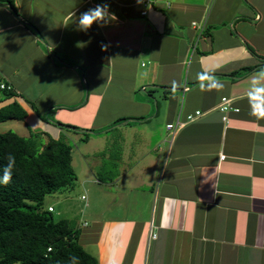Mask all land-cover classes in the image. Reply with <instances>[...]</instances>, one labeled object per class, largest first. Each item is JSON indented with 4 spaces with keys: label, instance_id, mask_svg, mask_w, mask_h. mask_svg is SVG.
I'll list each match as a JSON object with an SVG mask.
<instances>
[{
    "label": "crops",
    "instance_id": "1",
    "mask_svg": "<svg viewBox=\"0 0 264 264\" xmlns=\"http://www.w3.org/2000/svg\"><path fill=\"white\" fill-rule=\"evenodd\" d=\"M11 1L0 108L26 115L0 122L75 146L78 195L54 200L98 264H264V118L248 96L264 72V0ZM105 3L115 18L81 31L80 14ZM196 111L171 139L166 125Z\"/></svg>",
    "mask_w": 264,
    "mask_h": 264
},
{
    "label": "trees",
    "instance_id": "2",
    "mask_svg": "<svg viewBox=\"0 0 264 264\" xmlns=\"http://www.w3.org/2000/svg\"><path fill=\"white\" fill-rule=\"evenodd\" d=\"M9 3L16 13L11 0ZM11 105L0 108V121L25 117L23 110L14 114L16 106ZM50 111L35 109L43 120H49ZM52 123L75 130L58 121ZM71 151L62 138L44 142L41 132L28 136L12 130L0 132V178L9 153L15 156L11 183L0 184V264H75L72 257L77 264H98L97 257L79 243L75 221L56 219L53 207L51 211L43 208L47 195L62 192L76 180Z\"/></svg>",
    "mask_w": 264,
    "mask_h": 264
},
{
    "label": "clouds",
    "instance_id": "3",
    "mask_svg": "<svg viewBox=\"0 0 264 264\" xmlns=\"http://www.w3.org/2000/svg\"><path fill=\"white\" fill-rule=\"evenodd\" d=\"M109 5L105 4H97L94 8H90L87 11L83 12L79 16V29L81 31H88L94 22L105 20V17H113L114 14L108 11ZM108 21L105 20V24ZM101 27L104 24L99 25ZM102 47H107V45H102ZM264 79V72L259 74V77L254 78L252 81V90L248 93L250 101H252V112L259 118H264V86L255 87V85L259 84V80ZM7 165L3 169V176L0 178V184L8 185L12 181L13 168L15 165V156L9 153L7 157ZM72 262L77 264V258L72 257Z\"/></svg>",
    "mask_w": 264,
    "mask_h": 264
},
{
    "label": "rangeland",
    "instance_id": "4",
    "mask_svg": "<svg viewBox=\"0 0 264 264\" xmlns=\"http://www.w3.org/2000/svg\"><path fill=\"white\" fill-rule=\"evenodd\" d=\"M0 93L3 94V92H0ZM24 126L25 125L23 124V122L21 120H10V121H5V122H0V132L7 131V130L11 129L12 131L17 132L19 134V133H22V132L17 127H20L21 129H25ZM59 138L63 139V137H61V136H59L58 139ZM74 148H75V146L73 145L72 149H74ZM74 183H75V181H74ZM72 185L67 187V188H65V189H62V192H64L65 196L72 197V196L78 195V188H75L73 190ZM59 193L60 192H56V193L47 195L45 197V202L48 199L54 205L55 211L53 212V215L55 216L56 219H59V218L62 217V216L60 217L59 214H58L59 206H58V208H56V205H57L56 202L57 201L54 200V198L57 197Z\"/></svg>",
    "mask_w": 264,
    "mask_h": 264
},
{
    "label": "built area",
    "instance_id": "5",
    "mask_svg": "<svg viewBox=\"0 0 264 264\" xmlns=\"http://www.w3.org/2000/svg\"><path fill=\"white\" fill-rule=\"evenodd\" d=\"M193 24H195V23H193ZM0 88L5 89L7 91H10L12 89V87L10 85H5V84H0ZM218 108L222 113H224L223 119L225 120L226 119L225 113L232 109L230 99L226 98V97L222 98ZM200 114H201L200 111H196L195 114L188 115L186 117V120L183 122L177 120V122H175V123L167 124L166 127H167V130L170 132L171 139L176 135V133L178 131V127H182L186 123L193 121ZM221 157H223V156H221ZM48 210L51 211L52 208L49 207ZM152 236L154 237L155 235L152 234Z\"/></svg>",
    "mask_w": 264,
    "mask_h": 264
},
{
    "label": "bare ground",
    "instance_id": "6",
    "mask_svg": "<svg viewBox=\"0 0 264 264\" xmlns=\"http://www.w3.org/2000/svg\"><path fill=\"white\" fill-rule=\"evenodd\" d=\"M1 89V88H0Z\"/></svg>",
    "mask_w": 264,
    "mask_h": 264
}]
</instances>
